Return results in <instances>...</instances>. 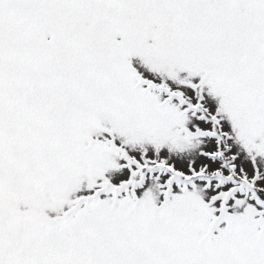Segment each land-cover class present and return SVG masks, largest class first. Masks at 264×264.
I'll list each match as a JSON object with an SVG mask.
<instances>
[{"label": "snow or ice", "instance_id": "snow-or-ice-1", "mask_svg": "<svg viewBox=\"0 0 264 264\" xmlns=\"http://www.w3.org/2000/svg\"><path fill=\"white\" fill-rule=\"evenodd\" d=\"M0 264H264V0H0Z\"/></svg>", "mask_w": 264, "mask_h": 264}]
</instances>
